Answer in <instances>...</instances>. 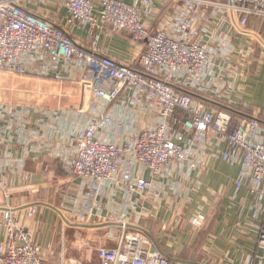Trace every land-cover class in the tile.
Returning <instances> with one entry per match:
<instances>
[{"label": "built area", "instance_id": "1", "mask_svg": "<svg viewBox=\"0 0 264 264\" xmlns=\"http://www.w3.org/2000/svg\"><path fill=\"white\" fill-rule=\"evenodd\" d=\"M22 1L0 0V72L75 81L93 97L89 116L78 114L83 125L73 133V151L60 149L55 156L64 175L78 181V201L65 196L74 221L64 222L90 227L97 221L105 230L114 245L95 248L94 264H202L165 256L140 222L149 202L167 196L161 180L203 172L211 160L239 165L236 188L248 180L249 194L264 200V122L231 111L253 48L235 46L219 30L231 19L244 32L250 16L264 15V0H174L153 33L143 19L151 0H63L65 28L29 12ZM203 7L217 21L198 30ZM74 29L87 33L89 47L72 39ZM121 32L144 45L136 65L120 64L98 48L103 35ZM36 113L45 118L39 131L53 142L61 120L55 112L1 104L0 142L11 143L13 123L22 131ZM35 145L43 147L45 140ZM168 187L176 190L174 182ZM11 199L0 179V264H50L53 248L43 251ZM37 212L32 205L25 220ZM262 214L254 228L264 260V208ZM204 221L197 212L190 225L201 228ZM58 264H66L63 254Z\"/></svg>", "mask_w": 264, "mask_h": 264}, {"label": "crops", "instance_id": "2", "mask_svg": "<svg viewBox=\"0 0 264 264\" xmlns=\"http://www.w3.org/2000/svg\"><path fill=\"white\" fill-rule=\"evenodd\" d=\"M119 1L132 4L135 0ZM175 2L151 0L149 13L143 17L150 33L159 30L163 15L172 10ZM62 3L63 0L22 1L29 12L54 26L65 28L66 10ZM210 11V8L203 7L198 13V30L206 23L213 28L217 20L211 17ZM219 30L227 34L235 46L243 48L251 45L253 48L251 55L245 59L244 76L236 82L241 92L240 97L232 98V107L247 117H256L264 122V15L250 16L244 32L237 31L231 19ZM69 32L73 40L89 47L90 38L85 31L74 29ZM98 48L120 64L136 65L144 45L131 40L126 32H121L103 35ZM2 75L1 105L40 108L61 117L56 124L59 132L53 142L47 143V134L39 131V122L45 120L40 113L30 115V125H25L22 131L18 130L20 125L15 121L12 142H0V179L10 188L11 205L43 251H47L48 245L53 248L56 235L63 234L65 230L59 224V217L68 219L73 216L72 206L65 196L70 197V202L78 201V181L64 175L55 156L60 149L67 153L73 151V133L83 125V117L78 114H86L84 117L87 118L92 111L89 109L90 102L85 107L86 90L75 81L57 82L10 74L19 79L11 83L4 78L8 76ZM33 83L37 85V90H28L27 87ZM78 91L79 95H71ZM0 123L3 125L5 121ZM37 140H45V145L37 147ZM240 173L239 165L211 160L203 172L188 173L186 177L178 173L168 181L161 180L167 196L163 200L149 202V213L140 226L149 234L155 247L173 260L202 264H264L254 228L262 220L264 200L249 194L248 180L243 181L240 189L236 188ZM171 182L176 185L174 192L168 187ZM32 205L38 207V212L32 220H25V211ZM197 212L205 216L201 228L190 225V219ZM96 223L92 222L90 227L100 229Z\"/></svg>", "mask_w": 264, "mask_h": 264}, {"label": "rangeland", "instance_id": "3", "mask_svg": "<svg viewBox=\"0 0 264 264\" xmlns=\"http://www.w3.org/2000/svg\"><path fill=\"white\" fill-rule=\"evenodd\" d=\"M4 74L5 79L13 83V81H18L19 79L15 78L13 75L8 73ZM3 76V75H2ZM36 79V78H34ZM39 80V79H36ZM17 86V85H14ZM71 87V86H70ZM37 85L31 84L27 87L28 90H37ZM74 90V89H73ZM71 91V90H70ZM71 95H79V91L75 94L72 92ZM86 98V96H85ZM84 101H86L84 99ZM65 220L63 217H59V224L61 228L65 227L63 234H57L53 242V251L50 264H58L60 261V254H63L64 261L66 264H74V262H82V264H94L95 263V248L99 246H112L114 243L108 241L105 236L104 229H93L94 227H83L77 225H69L62 220ZM70 219V218H68ZM74 220H72L73 222ZM60 227V225H59ZM69 227H72L70 229ZM63 237V239L61 238ZM64 240V241H62Z\"/></svg>", "mask_w": 264, "mask_h": 264}, {"label": "trees", "instance_id": "4", "mask_svg": "<svg viewBox=\"0 0 264 264\" xmlns=\"http://www.w3.org/2000/svg\"><path fill=\"white\" fill-rule=\"evenodd\" d=\"M231 111L233 113V115L237 116V117H246L243 113L239 112V110H237L236 108L231 107Z\"/></svg>", "mask_w": 264, "mask_h": 264}, {"label": "water", "instance_id": "5", "mask_svg": "<svg viewBox=\"0 0 264 264\" xmlns=\"http://www.w3.org/2000/svg\"><path fill=\"white\" fill-rule=\"evenodd\" d=\"M90 97H91L90 91H86V98H85L86 105H85V107L88 106L89 101H90ZM83 227H86V226H83Z\"/></svg>", "mask_w": 264, "mask_h": 264}]
</instances>
